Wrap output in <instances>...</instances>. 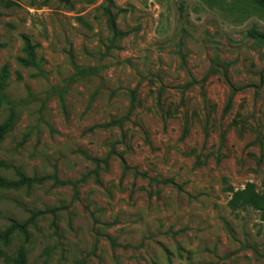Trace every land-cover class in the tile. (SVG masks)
<instances>
[{"label": "rangeland", "instance_id": "obj_1", "mask_svg": "<svg viewBox=\"0 0 264 264\" xmlns=\"http://www.w3.org/2000/svg\"><path fill=\"white\" fill-rule=\"evenodd\" d=\"M252 27L250 0H0V125L17 113L0 176L44 179L0 189V229L42 211L0 264L22 247L28 264H264L261 214L229 207L231 189L264 193Z\"/></svg>", "mask_w": 264, "mask_h": 264}, {"label": "trees", "instance_id": "obj_2", "mask_svg": "<svg viewBox=\"0 0 264 264\" xmlns=\"http://www.w3.org/2000/svg\"><path fill=\"white\" fill-rule=\"evenodd\" d=\"M60 1H62L63 3L70 2V0H60ZM221 1L222 0H211V4H216ZM250 2L258 11L264 13V0H250ZM107 16L112 31L115 32L116 34H122L121 31H118L115 18L110 10L107 11ZM248 35L252 39L260 43L264 42V32L259 31L256 27H252L249 30ZM25 50L27 53V58L20 59V62L24 66H32V67L38 66L35 57V47L32 46L29 42H27ZM72 64L76 70L75 72L76 76L87 75L91 70V69L81 70L80 67L74 61L72 62ZM8 79H9V70L7 66H5L2 70L0 77V91H4L7 88ZM3 101L9 102L10 104L12 103V101L7 96L0 95V106ZM16 120H17V113L14 107L12 106L9 117L7 118V120H5L4 123L0 125V143L2 142L4 137L14 129ZM112 122L121 124V121H112ZM94 161L96 162V164L105 162L99 159H95ZM18 175H19L18 180H8L0 176V189H17L25 185L31 186L34 183H40L44 181V179L29 178L22 173H19ZM54 179L59 184H66L63 181H59L56 175L54 176ZM230 193H231V200L229 201V207L233 212L244 211L248 208H252L253 210L259 212L261 214L262 220H264V193H260L253 183H248L243 189H239V190L231 189ZM39 214H42V211L33 212L32 217L24 222L12 221V223L9 226L0 229V244L8 245L11 238L17 231L23 233L24 236L27 237L28 226L30 225L32 220ZM9 261L12 264H28L27 253L25 248L24 247L20 248L14 256L9 258Z\"/></svg>", "mask_w": 264, "mask_h": 264}]
</instances>
